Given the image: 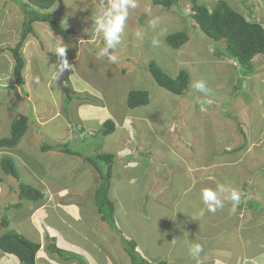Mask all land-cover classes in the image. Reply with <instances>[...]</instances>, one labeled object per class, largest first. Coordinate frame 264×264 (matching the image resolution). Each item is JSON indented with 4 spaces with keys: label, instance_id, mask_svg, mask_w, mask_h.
<instances>
[{
    "label": "rangeland",
    "instance_id": "obj_1",
    "mask_svg": "<svg viewBox=\"0 0 264 264\" xmlns=\"http://www.w3.org/2000/svg\"><path fill=\"white\" fill-rule=\"evenodd\" d=\"M217 1L218 0H198L199 3L204 4L208 8L214 7ZM225 1L232 3V5L244 15H248L250 11L249 9H252V18H256V20L262 22L264 26V0ZM26 3L28 4L27 0H0V139L10 135L9 126L12 119L14 120L19 114L28 116L30 119V133H27L24 138L25 140H29L34 148V152H32L30 156L31 158L29 157L31 161L32 159H38L37 161L41 163L40 160H50L51 156L49 157V155L41 153L39 149H37L39 148V145L59 144V140L68 139L69 137L74 139L70 148L79 151L85 156L95 157L98 154L105 153L118 154L122 149L120 148L122 146V141L120 140L124 139V137L121 136V134H123L121 130L117 127L116 131L108 136H103L99 132L102 129L104 122L108 120H101V117L105 116L106 111L114 108L120 110L118 107H122L123 112L128 110L134 112L136 116L153 113L150 114V116H153L151 123L156 126L157 122L162 126L166 121H169L171 125L172 122H177L178 119H180L182 115L181 112L186 111L188 113L190 110L194 117L193 119L196 121L198 120V111L201 113L203 120L205 119L207 123L223 122L226 121V119L234 121L232 119H236L234 122L237 128L240 127L242 130L248 128L246 131L255 128L256 135L263 139L262 141L260 140V143L252 141L255 147H250V145L246 147L243 141L244 138H246V142H251L250 133L246 132L247 135L244 137L240 129H238L237 134H232V132L226 131L228 138H230L231 141H236L233 142L236 144V152H238L236 155L238 156V159L241 157L236 166V170L238 168H243L245 163H252L251 161L255 164V167L253 166L255 170H261L264 168V117L262 118L263 112L261 111L262 108H264V57L255 61L254 73L247 77L244 76V70H242L237 63L235 65L225 58H219L216 54L219 52L218 48H216V43L204 36L192 25V21L189 17V13L193 7L192 1H181L178 8L168 10L161 6H154L152 0H137V7L133 9L134 12H129V18L127 21V24L130 22L133 23L131 24L133 29H130L125 35V39L134 40L130 41L131 43L123 41L113 50L112 54L118 57V62L116 63H113L107 57L100 55L101 49L105 47L104 43L99 41L103 40L100 35H97V40L94 42H91L90 38L88 39V42H91V45L93 46V49L91 50L92 55L96 54V57L99 60H95L93 63L91 59H88L89 55H86L84 51H79L75 44L71 43L75 39H67L58 36L46 23H35V33L36 31L43 32L40 36L43 38L41 42L45 48V52H43L42 58L40 55L36 57L34 54L29 57L32 72H27L26 85L29 88V91L27 92L23 91L25 88L17 87L15 84L12 73L15 61L11 52V49L14 48L19 41L22 25L28 16L26 15L27 11L30 12L32 10H37L38 13L43 12L54 14L63 29H74L78 33H84V31L87 30V36L92 34V18L98 11L87 14L90 8L95 10L97 7V5H93L91 0H56L54 7L45 12L32 6L27 7ZM105 4L106 3L103 5ZM155 17L160 18V23L157 28L152 29L149 27V21ZM183 29L188 31L190 43L185 45L183 47L185 49L178 53V51L171 49L166 44L165 38L169 34L177 33ZM137 31L143 33V38L136 37L135 33ZM50 36L51 38H49ZM37 37L38 34L36 38ZM79 37L80 36L78 35L76 42H78ZM153 40L159 41V50L156 51L155 47H152L151 50L155 53H148L147 50L144 49V45H149V43L153 44ZM81 42L86 43L85 41ZM91 45L89 44L90 47ZM164 47L169 49V54L166 53L165 49L160 50V48ZM62 48H65V59L73 58V62L70 64L71 69L69 70L71 73L67 70L61 74H59V72L56 75L55 80H51L48 85V80L51 78L54 70L63 61L62 58L57 55V52ZM23 50L24 46L22 53ZM171 56H173V58H170ZM151 61H157V65H159L166 73L169 71L171 77H176L180 71L187 72L191 78L188 91L185 92L183 96H176L165 90V92L160 91L159 86L155 81L153 82L148 70ZM128 62L136 64V67L135 65L130 66ZM124 68L128 69V71H130V69L134 71V68H137L143 71V74L138 75V77L134 79L130 76L127 78L128 74L126 77H122V72L126 70ZM142 68H144L145 71ZM178 68L180 69L178 70ZM175 72L177 73L175 74ZM73 75L75 78L72 77ZM130 75H133V73ZM130 79L131 81L128 83V80ZM201 79L205 80L207 83L209 89L207 93L200 92L191 86L193 81ZM35 80H37L36 83L39 85H36ZM78 80L81 81V84H83V81H87L89 86L87 87L83 84L82 90L75 87V85H79L80 83ZM68 83L70 85L66 88ZM145 88L158 89L155 93L156 96L152 99L153 106L150 109L142 107L132 110L127 107V100L124 102L122 101L121 97L124 98L123 93L126 90V95L128 96V93L131 90H144ZM84 89H93L94 91L88 92V90ZM245 90L250 97L246 95ZM91 92H93V95ZM98 93L102 94V97L98 96ZM152 93L154 92L152 91ZM158 95L159 97H157ZM68 96H70L71 99H68ZM36 97L39 101L47 102L44 109H42V105L44 104L36 101ZM178 107L180 109H178ZM56 109L61 110L66 116H69V114H71V116L76 115V109H80L83 111V114L87 115H82V117H85V119H87L89 115L92 117L88 119L86 124H79V128L74 126L71 130L73 134L71 131L69 132L62 128L63 123L67 125V121L63 116L56 118L46 125L47 136L45 135L44 128L41 129L37 126L33 127L34 124L42 126L40 124L44 119H51L55 115ZM122 110H120V112H122ZM93 111L97 113L93 114ZM148 111L149 113H147ZM112 119L114 120V118ZM149 121L140 122L138 125L136 124L138 128L134 125V120L131 121L135 130L132 131L133 128L130 127V132H132V134L129 135V138L132 143L129 144V152H134V145L136 142H138V144H140L141 141L147 143L148 140L149 142L147 144H140V150L134 154V157L121 158V156H119V158H121L120 160L117 158L119 161H117L114 166V174L116 177H114L113 174L111 193L115 201L116 224L123 223L125 226L124 229H129V233L127 232V234H131V237L136 236L135 239L138 241L139 245L145 244L146 247L150 249L146 252L147 256H161L157 249L160 244L157 243L164 242L168 235L162 237L160 235L157 240H152V236H157V229L161 228L166 223V219L171 218L173 212L169 207L163 205L159 207L156 202L154 203L152 201L148 203V196L145 198L146 194L144 192L148 186L147 177H145V175L148 174L150 169H152V161L159 168L161 167L159 165L163 164V160H160L162 156L159 157L158 155V157H156V148L159 147L158 145H161V141L164 145H168L167 142H169V138L172 135H167L166 131L168 130L165 129V131H163L164 127H160L156 130V133L159 134L158 137L156 136V133L155 136H153V125ZM31 122L35 123L31 124ZM187 123L188 125L184 130L185 133L191 134L193 132V134L195 133L196 135L198 133L200 140L198 145L201 149L210 151L214 146L215 141L220 142L222 140L220 134L216 136L218 139L215 141L212 137L209 139L207 131L205 130L206 124L203 125L204 123H200V125L197 123L196 126L191 123L190 120H188ZM231 124L234 126L233 123ZM215 125L218 126L216 123ZM97 127L99 128L96 129ZM171 129L174 130L173 127H171L170 130ZM175 130L178 134L182 132L180 128L178 130L175 128ZM42 132L43 136L48 137L46 140L43 138ZM252 134L255 136L254 132H252ZM81 137L84 139V142L79 139ZM132 138L134 139L132 140ZM194 141L198 143V138L196 137ZM155 144L158 145L155 146ZM261 150L263 152V157L260 154ZM0 152V156H13L19 173V177L14 178L6 175L0 168V179H3V181L0 182V235L7 231V229L1 226V220L4 216L9 218V213L14 210L13 208L9 211L6 210L7 206L21 203L22 206L20 209L22 212H28L29 207H24L23 205L25 203H22L23 200H20L19 198L18 187L20 184L30 185L31 187L42 191L44 194L45 192L41 189V186H39L41 181H47L48 185L52 188L60 185L72 186L74 188L79 180L83 182L86 179L84 178L83 170L89 168L88 166H85L87 165L85 161H81L80 163V159L75 158L73 159L75 161L77 160L79 165L71 166L66 163L67 159L63 160L64 158L61 155H58L57 158H63V162L53 165L47 162V166L51 165V170L62 169V171L59 170L54 173L48 169L42 171L41 168L39 169L35 167V170L31 169V174L29 170L26 169L24 163L28 165L30 164L24 162L21 158L16 157L17 153H15V151H13L15 155L11 152L7 153L8 151H4L3 149H0ZM60 153L67 154L61 150ZM140 154L145 155L143 157ZM149 154H151V156H148ZM136 159H139V164L130 168V162L135 163ZM166 161L174 163L180 162L179 156L173 152L166 156ZM147 163L150 165L149 167L143 166ZM42 165L46 166V163H43ZM73 170L80 173V177L75 183L70 180ZM251 171L253 170L251 169ZM122 174L125 176L128 174L132 176V182L129 183L126 177H124L125 180L121 181L119 176ZM234 178L236 179L235 182L239 183L241 193L244 189V185H240V179L242 176L238 175V177ZM90 181V179H86L84 184L87 185ZM156 182L158 181L156 180ZM258 184L263 183L259 182ZM251 186V181H249L247 184L249 195L251 194ZM91 196H93V194H91ZM242 199L243 197L241 196L240 201ZM262 204H264V202H262ZM253 206L257 209V212L261 211V218L256 221L255 225V237L251 240L241 241L240 239L238 240L239 235L232 232V235L228 234L226 238L227 240L234 241V246L228 245L226 251H229L231 250L230 248L234 247L238 253H241L243 252L244 243L246 245L247 255L257 252V247L262 246L264 249V235L260 236L261 232L264 231V208H261V203L258 202H253ZM94 218L95 219H91L88 217L87 220L79 223L78 228L79 230L82 228L85 233L89 234L91 242L94 245H97L95 247L97 249V255L99 256L96 258L101 259L105 257L107 255L106 251L108 250L107 244L111 245L112 241H114L118 245L114 244L115 248L111 251L117 255L118 260H124L122 256L123 253L120 250V246L122 245L118 240L119 234L106 222H101V225L99 226L97 215H94ZM52 221L57 223L55 218ZM260 223H262L261 228L257 227ZM11 224L12 221L10 222V225ZM107 226H109V229H107ZM118 226L119 225H117V227ZM24 227H26L27 230H31L28 223ZM10 229H12V226ZM118 229L123 230L120 227H118ZM101 232L105 234L103 237L105 238V241L101 239L103 236ZM121 233L124 237L126 236L123 231H121ZM178 241L179 242H176L178 245L183 242L182 239H178ZM169 243L172 242H166V244ZM93 244L91 245L88 243L89 247L86 245V248L91 250ZM101 249H103L104 254H102ZM3 256L5 255L0 249V260ZM168 256H170V260L174 264L176 262L173 258L174 255L170 253ZM5 257L2 259V264H20L19 262H16V259L14 260L13 257ZM57 257L58 259H62L58 254ZM84 260L88 263L86 258ZM128 260H130L129 257ZM92 263L93 262H91V264Z\"/></svg>",
    "mask_w": 264,
    "mask_h": 264
},
{
    "label": "crops",
    "instance_id": "obj_2",
    "mask_svg": "<svg viewBox=\"0 0 264 264\" xmlns=\"http://www.w3.org/2000/svg\"><path fill=\"white\" fill-rule=\"evenodd\" d=\"M91 1L93 2V5H97V7L95 10L90 8L87 14L100 10L104 6L103 4L107 2V0H96V1L91 0ZM131 12H134L133 9L130 11V13ZM131 24L133 23L130 22L129 24H127V28L125 30V34L122 37L121 42L126 41L131 43L130 41L134 40V39H125L126 32H129L130 29L131 30L133 29L132 28L133 26ZM65 30H69V29L65 28ZM70 30L72 31V33H70L67 36H61L60 34L56 33L54 30L52 31L58 36H61L62 38L75 39L71 43L75 44V46L79 49V51L81 52L84 51L86 55H89L88 59H91L93 63L95 62V60L99 61L98 58L96 57L97 56L96 54L92 55L91 50L93 49V46L91 45V42L97 40V35L100 34H96V35L90 34L89 36H87V30H85L84 33H78L74 29H70ZM42 33H43L42 31L41 32L36 31L35 34L30 35L27 38L29 39V41L26 42L24 45L23 53L26 59V68L24 69L25 85L23 88L25 89L23 91L26 92L29 91V88L26 85L27 84L26 77L28 74L27 72L29 73L32 72V67L30 66L29 57L30 55L32 56L34 54L36 57L40 55L42 58L43 52H45V48L43 47V44L41 42L43 38L40 36ZM37 34L38 37L36 38ZM78 35L80 37L78 42H76V38ZM49 38H51V36ZM89 38L91 39L90 43L88 42ZM81 41H85L86 43H83ZM99 41L104 43L103 40H99ZM189 43L190 40L185 45H188ZM89 44L91 45V47L89 46ZM184 46H182L179 50H175V51H178V53L179 51L180 52L183 51L185 49L183 48ZM152 47H155L156 51L159 50V47L154 46L153 44L149 43V45L147 44L144 45V49H146L148 53L149 52L155 53L151 50ZM162 49H165L166 53L169 54V49L167 47L160 48V50ZM170 58H173V56H171ZM66 60L68 61L69 64H72L73 62V58L71 59L67 58ZM227 60L230 61V63H234L236 65L235 61L233 62V60H229V59ZM128 64L130 66L135 65L136 67V64H131L129 62ZM62 66H63V61L54 70L51 78L48 80V85L50 84L51 80L53 79L55 80L56 75L59 73L58 70ZM137 68H134V71L131 69L130 71H128V69L124 68L126 70L122 72V77L123 76L126 77V75L128 74L127 78L130 76L131 78L134 79L138 77V75L143 74V71ZM180 68H178V70ZM142 69L145 71L144 68ZM165 70L167 71V69ZM13 71H14V67H13ZM128 72L130 74L133 73V75H130ZM177 72H175V74ZM167 73L168 75H171L169 71H167ZM72 77H74V75ZM130 81L131 79L128 80V83ZM36 82L37 80H35V83ZM69 83L67 84L66 88L69 87L70 85ZM37 84L38 83H36V85ZM83 84H85L87 87L89 86V83L87 81H83ZM83 84H81L80 81L79 85H75V87L80 88L82 90ZM84 90H88V92L94 91L93 89L92 90L84 89ZM144 90L148 91L150 96V104L144 107L150 109L153 106L152 99L154 96H156L155 93L158 89L156 90V88H152V89L145 88ZM152 91L154 93H152ZM160 91L165 92L166 90L164 91L160 89ZM92 93L93 92H91V94ZM123 94H124V98L121 97V99L124 102L125 100H127V97H125L127 96L126 95L127 90ZM98 96L102 97V94L98 93ZM157 97H159V95ZM36 101H39L37 97H36ZM39 102H42L41 104H44L42 105L43 106L42 109H44L46 107L45 104L47 102H43V101H39ZM118 108L122 110V107L121 108L118 107ZM178 109L180 108L178 107ZM120 110H116L115 108L107 110L105 116L101 117L102 118L101 120L103 121H105L106 119L112 120L113 122L115 121L114 123L116 125V129L118 127L123 133L121 134V136L124 137V139L120 140L122 141V146L120 147L122 149L119 151V153L117 152L118 154H113L115 156L116 162L119 161L121 158L134 157V154H136V152L140 150L141 147L140 144L143 143L142 141L140 142V144L136 142L134 145L135 146L134 152L133 153L129 152L128 147L129 144L132 143L129 138V135L132 134V132H130V127L133 128L131 121L134 120V125L136 124L138 125L140 122L143 121L147 122L149 120H150L149 122L151 123V119H153V116L152 115L150 116V114L153 113L136 116L134 112H130L128 110H125V112H123L122 110V112H120ZM261 111L263 112L262 113V118H263L264 108H262ZM75 112L76 115L71 116V114H69V116H66L63 112H61V110L56 109L55 115L51 119H44L41 122L40 125L42 126H38L34 124L35 122H31V124H34L33 127L37 126L40 127L41 129L44 128L45 135L47 136L46 125L49 122L55 120L56 118H60L61 116H63L64 119L67 121V125L63 123L62 128L70 132L74 128V126H76V128H79V124H86L88 119L92 117L89 115V117L85 119V117H82V115H86V114H83V111L80 109H76ZM96 113L97 112L93 111V114ZM147 113H149V111ZM179 114H178V118H179ZM181 114L182 115L180 119H178L177 122L176 121L172 122L171 125L169 121H166L164 125L161 124L162 126H160L159 122H157V126L151 123L153 125V131H154L153 136H155L156 130L160 127L162 128L164 127L163 131H165V129L168 130L166 131L167 135H172L169 138L170 139L169 142H167L168 145H164L162 141H161V145L155 144V146L157 145L159 146L156 148V150L159 152H157L154 149L156 151L155 155L156 157H158V155L159 157L162 156L160 160H163V164L159 165L161 166L159 168L152 161V169H150L148 174L145 175V177H147L148 186L146 187V190L144 192L146 194L145 198H147L148 196V201H149L148 203L152 201L154 203L156 202L159 207H161L162 205L169 207V209H171L173 212L171 218L166 219V223L161 228L157 229V236H152V240H157V238L160 235L161 237L164 235H168L167 239L164 242L157 243L160 244L159 248L157 249L159 250L158 252L160 253L161 256L158 255L147 256L146 252L150 249L146 247L145 244L139 245L138 241L135 239L136 236L131 237V234H127V232L129 233V229L128 230L124 229L125 226L123 223L120 224L118 223L117 224L119 225L118 227L123 229L121 231H123L126 234L125 237L128 240H135L137 242V251L142 255V257L148 260L151 264H158L162 261L166 262V264H173L170 260L171 259L170 256H168L170 253L174 255L173 258L176 261L174 264H264V249L262 246L257 247L258 250L257 252L248 255L246 254L245 243L243 245V252L241 253H238V251L235 250L234 247L230 248L231 250L226 251L227 249L226 247L228 245L234 246V241L227 240L226 238L228 234L232 235V232H234L236 235L238 234L239 235L238 240L240 239L241 241L251 240L255 237L254 235L256 228L255 225H256V221L259 218H261L260 217L261 211L259 212L256 211L257 209L254 208L253 202L261 203V208H264V204H262V202H264L263 199L264 168L261 170H255L254 168L255 164L253 161H251L252 163H245L244 164L245 166L242 165L243 168H238L236 170V166L239 163L241 157L238 159V156L236 155V153L238 154V152H236L237 151L235 146L236 144L233 143L236 141H231L230 138H228L227 132H232V134H237L238 129H240L244 137H246L247 135L246 132L250 133L251 142H246V138H244L243 141L246 147L248 145H250V147H255L252 141L256 143H260L263 139H261L260 136L256 135L255 128L250 131H246L248 128L243 130L240 127L237 128L234 122L236 119H232L234 121L231 120L229 121V119H226V121L223 122L207 123L205 119L203 120V118L201 117V113H199V111H198L199 122L198 120L196 121L195 119H193L194 117L192 115L191 110L188 113L186 111H183L181 112ZM112 118H114V120ZM188 120H190V122L193 123L195 126L197 123L198 125H200V123H204L203 125L206 124L205 130L207 131V136H209L208 137L209 139L212 137L215 141L218 139L216 136L220 134L222 140L220 142L215 141V144L210 151L201 149V147L198 145L200 143L199 134L197 133L196 135L195 133L193 134V132L191 134H187L184 131L188 125L187 123ZM215 123L218 126H216ZM231 123H233L234 126H232ZM137 125L136 128H138ZM171 127H173L174 130L172 129L170 130ZM98 128L99 127H97L96 129ZM175 128L177 130L180 128L182 132L179 134L176 133L177 131L175 130ZM134 130L135 127L133 128L132 131ZM252 132L255 133V136L252 134ZM71 133L73 134L72 131ZM158 135L159 134L156 133L157 137ZM42 136H43V132H42ZM46 136H43L45 140L46 138H48ZM196 137L198 138V143L194 141ZM79 139L84 142V139L82 137ZM133 139L134 138H132V140ZM59 142H60L59 144H55L51 146L56 148L58 146L67 144L68 148L71 149L70 145L72 144V142H74V139L69 137L68 139L59 140ZM148 142L149 141L147 140V143ZM147 143H143V144H147ZM43 145L46 144L39 145V148H37L41 153H43L41 151V146ZM32 146H33L32 143L29 140H25L24 138L20 142L16 150L4 149V148H0V149H3L4 151L7 150L8 151L7 153L11 152L13 155H15L13 152L15 151V153H17L16 157L21 158L24 162H28L30 164L28 165L24 163L26 169L29 170L31 174H32L31 169L35 170V167L39 169L41 168L42 171H44V169H48L49 171L56 173L59 170L62 171V169L51 170V165L57 163L60 164L63 162V160L67 159L66 161L67 164L71 166H76L79 165V163L77 160L75 161L73 158L80 159L79 160L80 163L81 161H85V163L87 164L85 166L89 167L88 169L85 168L83 170L84 178L91 180L90 183H88L87 185L84 184L86 182V179L83 182L79 180L80 182L78 181L77 185L74 188L72 186L70 187L67 185H60L58 187L52 188L50 185H48L47 181H41L39 183V186H41V189L45 192L46 195L45 199L38 202L23 201L22 203H25L23 206L29 207L28 212L26 213L22 212L21 209H14V208H13L14 210L9 213L8 219L12 221L11 224L12 229L16 230L17 232H19L29 240L37 242L41 245L40 251L38 252L36 258L37 264H78V262L75 260L74 261L66 260L64 258L58 259L56 254H52L47 249V246L52 241H55L56 246L62 249L63 251H65L66 253L75 254L84 259L86 258L89 264H91V262H93L92 264H131L130 260H128V255L124 251L122 246H120V250L123 253L122 256L124 260L121 259L118 260L117 255H115L111 251L113 248H115L114 244L118 245L114 241H112L111 245L107 244L109 253L107 250L106 251L107 255L105 257L101 259L96 258L99 256L97 255L98 253L95 247L97 245H94L91 242L90 240L91 238L89 237V234L85 233V231L82 228H80V230L78 228L79 223L84 222L85 220H87L88 217H90L91 219H95L94 215H97V218L99 219V224H98L99 226L101 225L102 222L100 220V215L98 214L96 208L93 205L95 192L100 183V178L95 167L94 166L91 167V164L86 162L85 157L87 156L83 155L82 153H80L75 149H71V150L75 152H79L82 156L67 155L58 152L57 149H54L52 151L44 153L49 155V157L51 156V159L48 161L40 160L41 161L40 163L39 161H37L38 159H32V161L31 159H29L31 153L34 152V148ZM237 148L239 149L238 146ZM172 152L176 153V155L179 156V160H180L179 163L166 161V156ZM262 153L263 152L261 150L260 154L262 155ZM50 154H57V155H50ZM105 154H112V153H105ZM58 155H61L64 159L57 158ZM98 155H103V154H98ZM140 155L144 157L145 154H140ZM119 156H121V158H119ZM148 156H151V154H149ZM135 158H139V157H135ZM47 162H49V164L51 163V165L47 166ZM43 163H46V166H43L42 165ZM137 164H139V159H136L135 163L130 162V166H131L130 168H132ZM143 166L149 167L150 165H148L147 163L146 165ZM251 169L253 171H251ZM76 172L77 171L73 170V174L70 177V180L74 181V183L80 177V173L79 172L76 173ZM255 174L258 176H256ZM238 175L242 176V178L240 179V183H241L240 185L242 184L244 185V189L241 193H240L239 183L235 182L236 179L234 178V177H238ZM127 176L122 174L119 176V178L121 179V181H123L125 180L124 177H126L128 179V182L131 183L133 180L132 176H130L129 174ZM114 177H116L115 174ZM156 180L158 182H156ZM249 181H251V185H252L250 195L247 191V184ZM259 182H262L263 184H258ZM218 186H223L228 190L235 189L239 191L243 199L235 207V211H233L232 204L227 201L225 202L223 208H218L215 212H210L206 210V207L200 198V193L205 188L216 189ZM91 194H93V196H91ZM223 195L224 194H221V198H223ZM110 198L115 204V201L111 193V189H110ZM202 212L203 215H201ZM54 218L55 221H57V223H54L52 221ZM26 222L28 223L29 228L31 230H27V228L24 227L27 224ZM261 226L262 223H260L257 227L261 228ZM107 229H109V226H107ZM101 233L103 235L101 239L105 241V238H103L105 234L103 232ZM263 233L264 231L261 232L260 236L264 235ZM178 239L183 240V242L180 245L176 243L179 242ZM188 240L198 242L203 246V251L198 259H193L189 255L186 244V241ZM170 241L172 243L166 244V242H170ZM88 243H90L91 245L93 244L91 250L86 248V245L88 246ZM101 252L102 254H104L103 249H101ZM3 254L5 256L13 257L14 260L16 259L15 260L16 262H19V260L15 256L5 253ZM5 256H3L2 259ZM2 259L0 260L1 261L0 264H2Z\"/></svg>",
    "mask_w": 264,
    "mask_h": 264
},
{
    "label": "trees",
    "instance_id": "obj_3",
    "mask_svg": "<svg viewBox=\"0 0 264 264\" xmlns=\"http://www.w3.org/2000/svg\"><path fill=\"white\" fill-rule=\"evenodd\" d=\"M26 6H32L40 11H49L56 3V0H27ZM181 1H192L193 7L189 13L193 27L198 29L204 36L216 43L219 58L235 61L244 70L247 77L254 73V62L264 57V26L262 22L252 18L253 11L249 9V14L244 15L238 11L232 3L225 0H218L215 6L208 8L198 0H152L154 6H161L166 9L178 8ZM26 21L22 25V30L18 43L11 49L15 66L13 76L17 87L23 88L25 85L24 69L26 59L22 53L23 46L27 38L35 34V23H46L52 30L61 36H67L72 31L65 30L58 23L56 15L51 13H38L37 10L27 11ZM189 41V33L183 29L177 33L169 34L165 38L166 44L173 50H179ZM223 45V46H222ZM148 70L152 79L160 89L166 90L173 95L183 96L188 91L190 85V75L185 71H180L177 77L168 75L157 62L151 61ZM246 92V90H245ZM246 95H250L246 92ZM68 99H71L68 96ZM150 104L149 92L146 90H131L127 96V107L137 109ZM30 131V119L28 116L19 114L10 125V135L0 139V148H17L25 135ZM116 131V125L112 120L104 122L100 134L108 136ZM57 149L70 155L82 156L79 152L68 149L67 144L54 148L51 145L41 146L43 153ZM60 149V150H59ZM86 162L95 167L99 174L100 183L96 189L93 205L100 215V220L106 222L119 234V242L127 253L131 264H151L137 251V243L128 240L118 229L115 220V204L110 198V189L116 162L113 154L97 155L95 157H85ZM1 169L8 176L18 178L19 173L15 165L13 156L3 155L0 160ZM3 179H0V182ZM46 195L27 184L19 185V198L23 201L38 202L44 200ZM21 203L7 206L6 210L20 209ZM1 226L7 231L0 235V249L3 253L15 256L20 264H37L36 257L41 245L29 240L16 230L10 229V221L7 217L1 220ZM52 254H58L66 260H75L78 264H88L84 258L75 254H69L58 248L55 241L47 246ZM158 264H166L162 261Z\"/></svg>",
    "mask_w": 264,
    "mask_h": 264
},
{
    "label": "clouds",
    "instance_id": "obj_4",
    "mask_svg": "<svg viewBox=\"0 0 264 264\" xmlns=\"http://www.w3.org/2000/svg\"><path fill=\"white\" fill-rule=\"evenodd\" d=\"M136 7L137 0H107L106 4L92 18V34H100L105 45L101 49L100 55L107 57L113 63L118 62V57L112 52L121 43L125 34L130 10ZM159 23L160 18L155 17L149 21V27L155 29ZM135 35L137 38H143V33L140 31H137ZM152 43L154 46H158L159 41L153 40ZM57 55L63 60V66L58 70L60 74L65 70H70L71 65L65 59V48L60 49ZM191 86L200 92L207 93L209 91L207 83L203 79L193 81ZM221 194H224L223 198H221ZM200 198L207 211L215 212L218 208H223L226 201L232 204L233 211H235V207L240 203L241 196L238 190H228L223 186H218L216 189H203ZM201 215H203V212ZM186 244L189 255L193 259H198L203 251V246L191 240L186 241Z\"/></svg>",
    "mask_w": 264,
    "mask_h": 264
},
{
    "label": "bare ground",
    "instance_id": "obj_5",
    "mask_svg": "<svg viewBox=\"0 0 264 264\" xmlns=\"http://www.w3.org/2000/svg\"><path fill=\"white\" fill-rule=\"evenodd\" d=\"M29 41V39H27V41L26 42H28ZM25 56V55H24ZM14 149H16V148H14Z\"/></svg>",
    "mask_w": 264,
    "mask_h": 264
}]
</instances>
